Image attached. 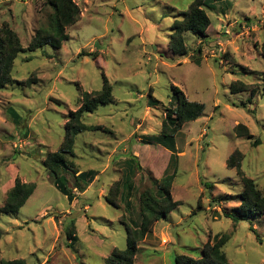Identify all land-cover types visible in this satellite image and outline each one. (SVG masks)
<instances>
[{
  "label": "rangeland",
  "instance_id": "rangeland-1",
  "mask_svg": "<svg viewBox=\"0 0 264 264\" xmlns=\"http://www.w3.org/2000/svg\"><path fill=\"white\" fill-rule=\"evenodd\" d=\"M192 1L75 0L79 20L66 28L68 39L59 48L17 55L11 70L16 82L0 90V206L16 178L35 189L17 213L0 216V261L105 264L114 248H126L122 223L140 221V193L154 190L150 176L161 178L169 162L171 152L158 137L175 85L204 110L175 137L170 193L179 203L138 242L134 264H174L180 254L199 258L216 234L227 238L223 251L230 264H264V214L240 211L242 183L225 164L239 150L240 169L264 194V0L209 1L206 38L184 32L188 53L179 56L168 48L171 25ZM52 12L44 0H0V26L7 22L26 48ZM90 51L95 57L79 54ZM102 73L114 101L83 114V122L98 129L77 134L74 156L66 158L61 173L75 193L69 202L43 159L63 142L67 114L78 108L82 93L101 89ZM234 80L248 83L254 95L231 93ZM150 87L159 101L153 106ZM130 155L141 169L130 180L128 206L120 183ZM72 167L96 175L76 183ZM226 212L244 218L233 222ZM68 232L77 237L72 247Z\"/></svg>",
  "mask_w": 264,
  "mask_h": 264
},
{
  "label": "trees",
  "instance_id": "trees-1",
  "mask_svg": "<svg viewBox=\"0 0 264 264\" xmlns=\"http://www.w3.org/2000/svg\"><path fill=\"white\" fill-rule=\"evenodd\" d=\"M44 1L52 8L53 12L49 16L47 25L40 26L35 30L26 48L21 45L18 34L7 22H3L0 26V90L16 82L11 76V70L14 60L19 53L25 50L34 51L45 45L59 48L62 42L68 39L66 28L79 20L81 11L75 0ZM209 1L216 2L218 0H193L188 10L182 13V17L172 22V32L169 35L168 48L173 54L179 56L187 55L188 49L185 46L183 37V33L186 31L206 38V30L210 25V19L204 7L207 6ZM198 51H200V48H198ZM79 54L92 57L96 55L93 51L88 53L81 52ZM193 61L196 64L200 63V60L197 58ZM28 82L29 79L20 82V84L24 85ZM34 82V79L30 81V83ZM229 89L231 93L248 91L251 96L255 93L253 89L250 88L249 90L248 83L239 80L232 81ZM172 91L174 94V102L165 110V115L161 122V131L158 137L161 144L171 152L168 165L161 178L157 179L150 176L154 184V190H147L140 193L137 209V218H139L140 221L132 219L130 224L123 221L122 224L125 227L127 235L126 248H114L105 258V264H134V258L138 250V242L151 233L153 224L157 220L164 218L179 203L172 198L170 193V187L176 173L175 165H177L176 162L178 160V154L175 148V137L184 123L193 121L202 114L204 104L188 100L184 93L175 85H172ZM148 97L149 99L147 102L149 106L159 103L157 99L153 98L151 87L148 90ZM113 101L112 86L105 74L102 73L101 89L82 93L78 108L76 110H70L67 114L64 123L65 135L63 142L56 151L48 152L43 159V166L49 171L53 185L69 202L75 199V193L73 189L68 186L66 177L61 173L65 168V164H67L66 158L74 156L73 147L77 134L87 130L93 131L98 129L97 127L84 123L82 119L83 114L91 113L96 110L99 105H106ZM8 109L15 118H19L18 114L12 108L9 107ZM156 142L158 141L156 140ZM242 158V153L235 149L228 156L225 163L227 168L236 169V174L240 177L242 183L243 188L240 193L241 202L239 209L244 214L247 212L264 214V194L257 188L252 178L243 174V171L240 169ZM69 162L70 164L72 163L71 161ZM124 164L126 166V171L120 183L122 184L120 197L130 206V202L127 201L128 195L131 192L130 180L135 174V171L141 169V166L134 155H130L127 160L124 161ZM171 166L174 168L170 172ZM71 170L74 173L76 183H90L96 175V171L92 169L83 171L75 170L72 167ZM206 185L208 184L206 183ZM76 187H78L80 191L83 190L79 184H76L73 188ZM34 189L35 183L21 182L16 178L13 186L6 192L4 203L0 206V216L17 213L20 207L33 193ZM224 214L230 217L233 222H238L240 219L244 218L241 213L239 216L228 212ZM250 229L256 235L257 240L260 241L256 229L252 225H250ZM68 238L71 240V244L68 246L72 247L77 237L75 235L71 236L68 232ZM212 240V243L207 242L205 244L199 258H193L184 254L175 255L174 264H230L223 251V246L227 238L223 235L220 236L216 234ZM0 264H26V262L22 258H16L1 260Z\"/></svg>",
  "mask_w": 264,
  "mask_h": 264
}]
</instances>
